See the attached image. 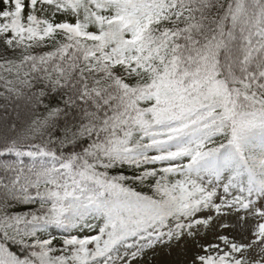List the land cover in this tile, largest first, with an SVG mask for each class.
Here are the masks:
<instances>
[{
  "label": "snow or ice",
  "instance_id": "1",
  "mask_svg": "<svg viewBox=\"0 0 264 264\" xmlns=\"http://www.w3.org/2000/svg\"><path fill=\"white\" fill-rule=\"evenodd\" d=\"M0 264H264V0H0Z\"/></svg>",
  "mask_w": 264,
  "mask_h": 264
}]
</instances>
